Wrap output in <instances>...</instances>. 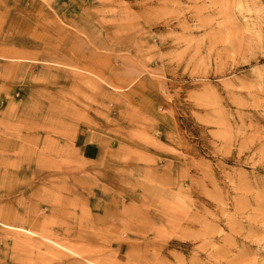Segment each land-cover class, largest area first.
<instances>
[{
    "label": "rangeland",
    "instance_id": "374dc122",
    "mask_svg": "<svg viewBox=\"0 0 264 264\" xmlns=\"http://www.w3.org/2000/svg\"><path fill=\"white\" fill-rule=\"evenodd\" d=\"M0 264H264V0H0Z\"/></svg>",
    "mask_w": 264,
    "mask_h": 264
},
{
    "label": "crops",
    "instance_id": "0c3cea01",
    "mask_svg": "<svg viewBox=\"0 0 264 264\" xmlns=\"http://www.w3.org/2000/svg\"><path fill=\"white\" fill-rule=\"evenodd\" d=\"M90 143L86 146L82 145V156L85 158V160H88L90 162H99V160L105 153H101L102 151L97 145H93ZM89 145L91 146V149H89ZM102 201H105V198H102Z\"/></svg>",
    "mask_w": 264,
    "mask_h": 264
}]
</instances>
